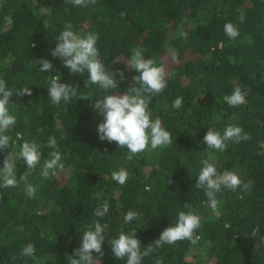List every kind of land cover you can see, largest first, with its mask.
<instances>
[{
    "label": "trees",
    "instance_id": "obj_1",
    "mask_svg": "<svg viewBox=\"0 0 264 264\" xmlns=\"http://www.w3.org/2000/svg\"><path fill=\"white\" fill-rule=\"evenodd\" d=\"M9 15L11 25L4 19ZM228 22L239 30L234 40L224 32ZM68 23L82 37L99 34V59L106 71L124 72L119 89L86 88V70L71 73L51 56ZM134 49H142L156 66L164 67L165 57L172 58L167 88L149 97V108L173 143L128 160L126 147L99 140L103 116L94 105L104 95L140 87L132 79L139 74L126 67ZM43 58L52 63V71H39L35 60ZM116 58L120 63L113 64ZM55 75L61 83L78 86L68 103L50 100L49 80ZM0 79L14 90L11 112L18 122L6 133L10 150L18 151L25 140L35 142L41 146L42 164L54 150L46 146L48 138L55 136L64 164L56 177L43 179L37 166L20 182L27 165L16 161L17 186L0 188V264H69L84 231L97 219L107 223L100 264H126V258L113 257L109 240L135 230L146 248L175 226L178 213L188 211L185 204L201 217L196 232L201 239L196 245L187 240L164 245L141 264H156L157 259L163 264H264V0H95L87 7L65 0H0ZM237 85L247 91L246 103L230 107L223 97ZM24 86L32 96L15 94ZM177 97L183 98L179 110L172 107ZM230 124L242 127L250 139L229 141L222 153L207 148V128L223 132ZM7 151L0 152V167ZM205 159L218 172L231 170L251 181V190L222 188L213 212L204 190L194 187ZM121 169L130 176L124 185L112 179ZM26 184L35 187L34 197L26 194ZM104 201L109 213L97 218L94 211ZM128 211L139 216L125 223ZM29 243L36 259L21 257Z\"/></svg>",
    "mask_w": 264,
    "mask_h": 264
},
{
    "label": "clouds",
    "instance_id": "obj_2",
    "mask_svg": "<svg viewBox=\"0 0 264 264\" xmlns=\"http://www.w3.org/2000/svg\"><path fill=\"white\" fill-rule=\"evenodd\" d=\"M65 3H72L74 6L87 7L94 4L95 0H65ZM5 23L11 25L12 17L6 16ZM243 13L240 15V21L243 22ZM224 32L229 39L234 40L239 36V30L236 25L228 22L224 25ZM186 38L187 33H181ZM99 34L89 33L82 37L73 30L71 23L65 25V29L56 39V47L51 51L53 58H59L65 67L71 73L82 74L85 70L88 73V79L84 80L85 87L90 84H96L99 87L109 89H119V83L124 79V72L106 71L103 63L100 61V52L97 47ZM35 47V45H33ZM175 60V54L173 55ZM113 64L120 63L118 59L112 61ZM35 64L39 66L42 73L53 70L52 63L47 59L35 60ZM127 69L134 70L139 75L132 79L140 85L139 88L130 87L123 94L114 92V94L104 95L98 100L94 109L103 116V122L97 125L98 138L100 141L109 143L116 142L119 148H127L128 155L126 159L132 160L134 156L145 151L156 150L158 148L171 147L173 140L171 133L162 126V120L159 117L153 118V110L149 105L153 94H160L167 88V76L165 68L156 66L155 60L152 58L145 59L142 49H134L130 60L126 64ZM120 77L118 81L115 77ZM48 95L54 105H60L63 101L68 103L72 97L77 96L78 86L61 83L60 75L50 76ZM13 89H10L4 79H0V152L7 151L3 166L0 167V188L7 189L16 187L18 184L15 173L17 160H22L27 169L20 173L19 181L25 182L37 166H41L40 175L43 179H51L56 177L58 170H63L64 164L61 163L62 156L59 151V145L55 136H49L47 147L54 149L49 153V159H44L41 164L43 153L41 146L35 142L23 141L18 146V151L10 150L11 137L7 135L10 126L17 124L16 115L12 114L11 97ZM17 96H32L30 88L24 86L19 90H15ZM247 91L237 85L230 95L223 97L224 101L230 107H238L246 103ZM86 99V98H81ZM183 105V98L177 97L172 107L179 110ZM19 135V134H18ZM250 136L244 132L243 128L237 125H228L223 132L215 128H207V133L203 138V143L207 148L224 152L227 149L228 142L239 143L248 141ZM202 168L196 179L195 188L204 190L207 197L208 207L215 212L218 208L219 201L217 193L222 188L230 190L240 189L248 192L251 190L252 182L243 181L240 176L231 171L225 170L218 172L215 163L205 159L201 161ZM130 178L129 172L125 169L112 173V179L120 185H124ZM171 183V181H169ZM25 192L29 197H34L36 189L31 184H26ZM187 212L180 211L175 226L167 227L162 231L159 239L149 244L146 248L141 247V242L136 238L135 230L130 233L121 231L118 238L109 240L111 253L115 259H125L126 264H141L144 257L150 256L157 248L164 245L172 246L178 241L187 240L192 245H196L201 239L196 234L201 228V217L195 214L190 204H185ZM109 213V204L104 201L98 206L94 215L97 218L106 217ZM139 213L136 211H128L124 216L125 223H130L137 219ZM107 223L101 224L98 219L89 224L81 238L80 246L77 247L72 255L69 264H100V258L105 253L102 250L106 238L105 229ZM22 230V226L21 229ZM259 228L253 230V236L257 235ZM93 253L97 254L94 259ZM21 257H30L36 259L35 248L29 243L23 247ZM156 264H163L161 259L156 260Z\"/></svg>",
    "mask_w": 264,
    "mask_h": 264
},
{
    "label": "rangeland",
    "instance_id": "obj_3",
    "mask_svg": "<svg viewBox=\"0 0 264 264\" xmlns=\"http://www.w3.org/2000/svg\"><path fill=\"white\" fill-rule=\"evenodd\" d=\"M171 65H172V58H170L168 56L165 57V65H164V68H165L166 72L169 71Z\"/></svg>",
    "mask_w": 264,
    "mask_h": 264
}]
</instances>
